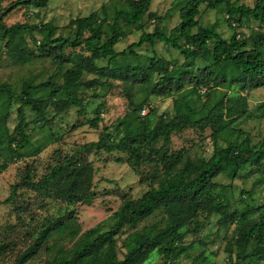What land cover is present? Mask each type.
I'll use <instances>...</instances> for the list:
<instances>
[{"label": "rangeland", "instance_id": "1", "mask_svg": "<svg viewBox=\"0 0 264 264\" xmlns=\"http://www.w3.org/2000/svg\"><path fill=\"white\" fill-rule=\"evenodd\" d=\"M15 1L0 0V11ZM232 1L250 7L255 2ZM124 2L49 0L44 7L13 6L7 14L4 13L2 21L6 26L23 22H51L55 26L54 36L73 39L75 28L70 24L71 20L97 11L99 17L107 18L110 23L111 19L102 13V7L110 15L114 7ZM185 2L150 0L149 11L155 16L146 14L140 27L127 26L120 21L123 36L115 45V50L121 51L137 41L143 32H152L155 26L168 34L179 23L180 9ZM196 18L199 25L213 26L226 39L234 32L245 38L253 30L260 29L259 23L252 18L237 22L228 18L222 7L209 9L205 4L199 6ZM18 38L19 35L9 46H5V39L0 38V84H9L16 93L29 79L34 83L51 79L55 85H61L64 73L79 65L83 84L77 95L84 109L81 112L79 107L71 106L54 113L47 100L48 112L39 120L40 115L25 107L27 124L23 130L29 136L28 142L22 148L15 146L19 156L10 152L7 143L3 144L0 150V244L5 245V250L0 253V264H56L62 255H68L75 248L84 231L99 222L103 223L102 230L105 231L111 215L126 197L137 199L149 188L179 178L184 175L189 163L193 165L194 172L190 175L193 177L199 162L212 155L215 142L225 145L228 140H234L235 144L243 143L241 149L248 153L264 137V87L248 89L242 72L228 62L211 65L201 58L186 59L179 50L164 42L144 43L134 48L135 55L115 60L118 67L127 64L147 66L152 58H156L167 62L168 69H175V74L183 79L182 89L169 95L155 96L147 93L148 83L133 84L88 72L84 62L86 64L85 58L89 53L83 47H67L62 63L49 57L15 59L10 51L24 46L33 51L41 37L34 31L24 33L20 41ZM105 65H108L106 59L95 61L96 67ZM205 66L211 72L202 77ZM188 69L198 78L205 79L202 84L209 86L206 94H202V88L201 94L198 93L201 83H197L195 78H187L185 70ZM94 77L102 84L91 87L84 84V81ZM158 77L159 74L153 71L151 82ZM6 98V94H0V115L5 116L8 133L17 137L14 127L18 122V102H10L9 107L4 108L1 103ZM184 99H189L195 117L205 115L212 105L220 101L222 106L217 112L219 130L215 132L210 124H188L173 132L167 142L159 139L153 144L140 146L137 149L139 159L129 158L125 150L105 152L82 147L87 142L96 141L102 132L109 133L110 140L118 141L123 136L130 137L140 131L143 120L147 119L152 127L160 119H176L175 107L182 109ZM143 108L144 114L141 113ZM73 155L76 156V163L67 165L66 160ZM78 163L84 168L78 177V187L81 193H92L89 202L82 198L69 201L55 194L57 186ZM214 180L225 190L228 204L223 211L227 214L202 213L196 218L197 222L192 220L185 225L182 231L186 250L172 260L177 264H230L229 255L231 253L232 259H235L239 235L237 222L228 213L244 212L246 224L254 223L264 215V177L260 171L247 166L235 178L219 174ZM13 185L19 186L13 189ZM164 220V213L156 211L133 228H123L115 242L118 257L122 258L121 245L126 234L150 224L162 225ZM44 232L45 238L35 248L36 240ZM251 247H247L243 254H248ZM29 248H34L31 256L21 260L22 254ZM167 260L153 251L143 264H166ZM238 264H264V260L248 256Z\"/></svg>", "mask_w": 264, "mask_h": 264}, {"label": "trees", "instance_id": "2", "mask_svg": "<svg viewBox=\"0 0 264 264\" xmlns=\"http://www.w3.org/2000/svg\"><path fill=\"white\" fill-rule=\"evenodd\" d=\"M48 2L49 0H16L11 5L12 8L20 5L38 8L46 6ZM201 4H205L209 9L222 7L227 17L236 19L237 22L252 18L259 23L260 29L253 30L245 38H241L239 33L234 32L226 39L213 26L204 27L198 24L196 17ZM149 6L150 0H125L119 7H114L110 15L102 7V13L111 19L110 23L106 21L107 18L99 17L97 11H92L87 16L77 17L70 22L75 28L73 39L54 36L55 26L51 22L40 24L23 22L6 26L1 18L0 38L5 39V46H9L18 35L20 41L24 33L36 31L40 34V41L35 44L33 51L25 46L10 51L15 59H28L30 56L49 57L54 62L62 63L65 60L67 47H83L89 53V56L85 58L86 64L84 62L88 72L106 79H122L133 84L148 83L147 93L155 96L169 95L172 91L182 89V77L178 73L175 74V69H168L167 62L152 58L147 66L127 64L125 67H118L115 63L118 57L135 55L134 48L144 43L164 42L179 50L186 59L201 58L211 65H217L222 61L228 62L234 69L242 72L248 89L264 87V0H255L251 7L237 5L232 0H186L180 9L179 23L171 28L168 34L155 26L152 32H143L137 41L131 42L121 51H116L114 47L123 36L119 22L122 21L127 26L140 27L146 14L149 17L155 16L149 11ZM103 59L107 60L108 65L96 67L95 61ZM78 66L64 73L61 85H55L54 80L51 79L39 83L29 79L22 83L16 93L9 84H0V94L7 96L1 105L7 108L10 102L12 104L18 102L16 108L18 122L14 127L17 137L8 133L4 122L5 116L0 115V150L3 144L7 143L10 152L19 156L18 148H22L28 142L29 136L23 130L27 124L24 115L25 107H29L31 111L40 115L39 120L48 112L47 100L54 113H60L71 106L79 107L82 112L84 106L77 95L78 89L83 84L82 68ZM153 71L159 74L155 82H151L150 79ZM202 72L204 73L202 77H205L211 71L208 66H205ZM185 74L187 78H195L197 83H201L198 86L199 94L203 87L206 89L202 94L209 91V86L202 84L205 82L204 78H198L189 69L185 70ZM84 84L91 87L100 85L102 82L94 77L84 81ZM221 104L219 101L216 105H212L205 115L195 117L189 99H184L183 110L175 107L176 119L169 121L160 119L152 127L147 119L143 120L140 131L130 137L123 136L118 141L110 140L109 133L102 132L96 141L87 142L82 147L105 152L125 150L129 158L139 159L137 149L140 146L153 144L159 139L167 142L173 132L180 131L188 124H210L217 132L220 125L217 112ZM131 105L135 106L134 103ZM242 145L243 143L235 144L234 140H228L225 145L215 142L212 155L199 162L193 177L190 176L194 172L193 165L189 163L184 169V175L181 174L179 178L151 187L137 199L126 197L111 215L105 231L102 230L104 226L102 222L84 231L75 248L68 254L69 256L62 255L56 264H143L153 251L168 258L166 264H177L172 260L186 250L183 244L182 228L192 220H196L202 213L227 214L223 211V207L228 204L225 190L214 178L219 174L235 178L247 166L260 171L264 177V137L257 147L248 153L242 151ZM75 157L73 155L67 159V165L76 163ZM80 164L74 166L55 189L58 198L69 201H78L82 198L85 202H89L92 198V193L84 194L79 190L78 177L84 172ZM18 186L13 185V189ZM156 211L164 213L163 224H150L126 234L121 245L122 258H119L115 242L122 229L133 228ZM228 214L231 219L236 220L239 235L236 240L235 259H232L231 253L229 255L230 264H236V262L238 264L240 260L248 256L264 260V215L254 223L246 224L244 212L236 214L232 211ZM45 236V232L39 235V239L34 244L35 248L40 245ZM250 245L252 247L249 253L243 254ZM33 249H26L21 260L31 256ZM4 250L5 245L1 243L0 253Z\"/></svg>", "mask_w": 264, "mask_h": 264}, {"label": "water", "instance_id": "3", "mask_svg": "<svg viewBox=\"0 0 264 264\" xmlns=\"http://www.w3.org/2000/svg\"><path fill=\"white\" fill-rule=\"evenodd\" d=\"M11 8H12V5L6 7V9L0 13V19L3 17L4 13H6L7 11H9Z\"/></svg>", "mask_w": 264, "mask_h": 264}, {"label": "built area", "instance_id": "4", "mask_svg": "<svg viewBox=\"0 0 264 264\" xmlns=\"http://www.w3.org/2000/svg\"><path fill=\"white\" fill-rule=\"evenodd\" d=\"M205 89H206V88L203 87V88H202V91H205ZM141 113H143V114L145 113V109H144V108L141 110Z\"/></svg>", "mask_w": 264, "mask_h": 264}]
</instances>
